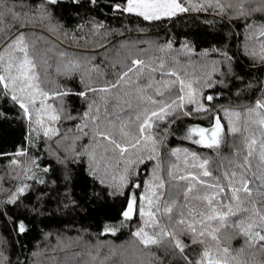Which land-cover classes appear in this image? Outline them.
Returning <instances> with one entry per match:
<instances>
[{
	"label": "snow or ice",
	"instance_id": "snow-or-ice-1",
	"mask_svg": "<svg viewBox=\"0 0 264 264\" xmlns=\"http://www.w3.org/2000/svg\"><path fill=\"white\" fill-rule=\"evenodd\" d=\"M59 2L0 0V99L9 98L18 106L28 121L29 135L39 136L42 131L48 138L59 135L55 124L61 120L63 112L62 104L56 107L48 101L74 93L47 86V71L38 70L35 56L30 51L34 42H30L22 29L37 16L41 20L50 18L51 6ZM79 2L72 0L74 4ZM89 3L95 5L97 0H89ZM109 10L148 22L172 19L189 12H209L229 20H240L244 28L242 54L254 66L264 65V0H109ZM256 14L260 19L254 18ZM172 47L171 43L159 46L158 50L164 53L162 56L131 57L130 64L126 68L122 65L123 70L116 74L115 80L105 81L100 87L91 84L92 74L100 73L98 67L86 68L82 58L60 54L64 57L57 64L60 75L71 77L84 72L89 76L85 89L75 94L82 97L96 94L83 114L85 123L77 125V130L87 136L83 129L88 126V119L93 121L91 141L94 143L84 145L77 155L86 156L95 165L90 174L96 176L100 170L97 149L103 147L100 160L108 162L103 169L104 175L97 178L102 184L110 179L107 186L114 194H123L125 188L129 189L123 220L139 224L131 234L144 248L159 247L167 242L181 254L185 264H247L242 259L246 248L264 253V82L260 85L262 95L251 105L242 109L224 107L219 105V93L210 90L223 83L218 77L214 79L217 73L219 76L231 74L232 57L213 48L209 51L223 56L226 72H221V62L214 60L201 63L199 76L187 71L181 74L177 71L179 61L176 57L191 53L192 49L185 44L173 55ZM247 87L251 88L252 84ZM121 93L125 96L134 94L135 106L125 101L126 108L121 107ZM113 100V109L120 107L121 113L126 114L111 118L109 104ZM182 118L193 121L184 127L180 137L192 145L219 153L226 144V129L228 134L238 138L239 143L232 145L234 151L219 159L215 168L209 167L210 157L175 148L167 153L175 160L162 169L160 149L164 141L160 137L166 139L171 126ZM204 121L207 126H203ZM113 129L118 130L119 139ZM12 155V166L24 167L26 174L32 173L35 159L29 158L25 162L15 159L16 156L27 157L25 149ZM148 161L156 162L150 177L143 182L134 179L140 175L139 165ZM27 187V184L19 186L10 197L0 201V215L8 216L2 205L15 204ZM177 188L183 189L184 199L180 203L173 191ZM133 189L141 191L136 193ZM8 219L12 220V217L8 216ZM25 230L24 222L17 221L15 231L22 234ZM229 231L243 238L240 247L231 249L224 245L223 239L228 238ZM105 232L114 235L116 229L108 227ZM4 245L5 241L0 240V264H9ZM193 245L200 246L195 257L185 252Z\"/></svg>",
	"mask_w": 264,
	"mask_h": 264
},
{
	"label": "trees",
	"instance_id": "trees-1",
	"mask_svg": "<svg viewBox=\"0 0 264 264\" xmlns=\"http://www.w3.org/2000/svg\"><path fill=\"white\" fill-rule=\"evenodd\" d=\"M31 2L28 0V3ZM51 7L50 18L41 20L37 16L22 30L30 42H34V48L30 51L35 56L38 70L47 71V86L54 90L66 89L74 94L48 101L56 107L61 104L63 106L61 120L55 124L59 135L51 138L43 136L42 131L39 136L29 135L28 121L23 118L18 106L9 98L0 99V113L4 114L0 116V154H3L0 155V201L10 197L19 186L28 185L15 204L2 205L8 216L12 217L9 220L8 216L0 215V240L5 241L4 252L9 257V264H71L72 260L81 256L86 257L91 264H121V259L119 262L113 259L122 257L118 249L128 243L135 245L136 250L132 259L123 264H136L140 261H146L143 264H185L181 254L169 247L167 242L159 247L144 248L132 236L131 233L139 224L124 221L122 216L129 189L125 188L123 194H114L113 189L107 186L110 179L102 184L97 178L104 175L103 169L108 162L100 160L103 147L97 149L100 170L96 176L90 174L95 165L86 156L77 155L84 145L93 142V121L88 119V126L83 129V132L88 133L87 136L77 130V125L85 123L83 114L96 94L89 93L88 97L75 94L83 91L89 83L88 74L78 72L65 77L57 72V64L64 59L61 53H66L68 57L82 58L86 68L95 66L100 69V73H93L91 79L92 86L100 87L105 81L115 80L116 74L123 70L122 65L126 68L130 64L131 57L147 59L149 56L164 55L158 48L167 43L173 45V55L185 44L192 49L191 53H181L176 57L179 61L177 71L181 74L187 71L199 76L202 72L201 63L214 60L220 61V71L226 72L223 56L209 51L215 48L232 57L231 74L219 76L217 73L214 79L218 77L223 83L210 91L219 93V105L242 109L262 95L260 85L264 82V65L254 66L241 52L244 33L242 21L229 20L209 12H189L172 19L148 22L110 11L109 0H97L95 5L90 4L89 0H80L78 4L72 3V0H60ZM254 18L260 19L259 14ZM14 31L15 28L12 29ZM238 32L241 35H236ZM156 78L159 79L158 73ZM249 83L252 84L251 88L247 87ZM125 101L134 107V94L125 96L121 93V107L126 108ZM97 102L100 103L99 100ZM113 103L115 100L109 104L111 118L126 114L121 113L120 107L113 109ZM66 116L73 118L65 119ZM191 123L193 121L189 118L177 120L171 126L167 138L160 137L164 141L160 149L162 169L167 167L169 161L175 160V157L167 154L175 148L208 156L211 158L209 167L215 168L219 159L234 151L232 145L239 143L238 138L228 134L226 129V144L219 153L192 145L180 139L184 127ZM203 126H207V121L203 122ZM112 131L117 133L119 139L118 130ZM21 149H25L28 156H16L15 159L21 162L35 159L32 173L26 174L24 167L16 168L10 164L14 158L12 154ZM155 163L148 161L140 164V175L134 179L146 181ZM45 168L48 170L44 171ZM213 174L216 175L215 172ZM28 175L32 178L28 179ZM167 189L166 184L165 198ZM132 191L140 193L141 190ZM173 191L178 196L177 203L183 201V189ZM17 221L25 224L26 230L22 234L15 231ZM108 227L116 229L114 235L105 232ZM221 236L223 238V230ZM242 242L243 238L231 231L228 238L223 239L224 245L231 249L240 247ZM59 245L65 249H56ZM69 245L71 247L67 248ZM114 249L117 251L113 253ZM185 252L195 257L200 252V246L193 245L186 248ZM242 259L247 264H264V253L246 248Z\"/></svg>",
	"mask_w": 264,
	"mask_h": 264
},
{
	"label": "rangeland",
	"instance_id": "rangeland-1",
	"mask_svg": "<svg viewBox=\"0 0 264 264\" xmlns=\"http://www.w3.org/2000/svg\"><path fill=\"white\" fill-rule=\"evenodd\" d=\"M68 247H71V245L67 246V248ZM63 248L65 249V247L59 245V247L56 248V249H63ZM135 250H136V246L135 245H132V243H128V244H126L123 247H121V248L118 249V252H119L118 254H121V256L123 257V259H122V257H116V259L114 257L113 261L119 262V261L122 260L121 261V264H123L126 260L127 261H130V259H132V256H133ZM116 251L117 250L114 249L113 253L116 252ZM70 263L71 264H91V262H89L86 257H82V256L79 257L77 260L76 259L72 260ZM143 263H146V261H140V263H136V264H143ZM52 264H57V263L56 262H53ZM92 264H98V263H92Z\"/></svg>",
	"mask_w": 264,
	"mask_h": 264
}]
</instances>
